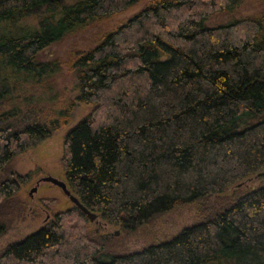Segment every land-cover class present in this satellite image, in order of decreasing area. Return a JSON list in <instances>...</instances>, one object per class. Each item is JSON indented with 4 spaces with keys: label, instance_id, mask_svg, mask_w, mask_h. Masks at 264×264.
Returning a JSON list of instances; mask_svg holds the SVG:
<instances>
[{
    "label": "trees",
    "instance_id": "16d2710c",
    "mask_svg": "<svg viewBox=\"0 0 264 264\" xmlns=\"http://www.w3.org/2000/svg\"><path fill=\"white\" fill-rule=\"evenodd\" d=\"M141 1L0 0V237L37 171L14 159L67 126L76 101L93 108L60 162L97 219L128 233L196 202L203 220L117 252L120 235L73 204L9 242L0 264H264V183L245 187L264 176V6L236 17L243 0H148L70 54L77 94L56 105L61 60L40 53ZM222 12L232 18L208 23Z\"/></svg>",
    "mask_w": 264,
    "mask_h": 264
},
{
    "label": "rangeland",
    "instance_id": "374dc122",
    "mask_svg": "<svg viewBox=\"0 0 264 264\" xmlns=\"http://www.w3.org/2000/svg\"><path fill=\"white\" fill-rule=\"evenodd\" d=\"M147 1L148 0H142L136 6L117 14L108 21L86 28L76 34L69 35L61 41L45 48L40 53L41 58L44 60H50L56 57H59L61 60L62 69L54 77L56 86L62 94V100H60V103L56 104L57 106L63 104L69 99H74L77 94L75 76L66 63L70 54L73 51L76 52L95 45L99 37L105 31L111 29L117 23L141 9ZM263 6V0H243L233 15L236 17L243 16L255 12ZM231 18L232 14L227 12L217 13L210 17L208 23L212 25L219 24L226 22ZM36 93L38 94L39 92L36 91ZM54 106L55 104L53 105L48 102L47 112L51 111V108ZM92 108L93 106L91 104L76 101L72 120L67 126L53 133L40 146L31 148L17 155L14 159V168L18 172L26 173L30 169L35 168H37V171L32 179L27 184L23 185L18 191L19 197L24 202L23 215L20 218H16L8 232L0 237V251L12 240L22 238L37 230L48 220L52 219L54 213L57 211L64 210L73 205L72 201L63 190L50 181L40 182V184L37 185V189L33 191L32 194L30 192L32 187L36 185V181L48 173L61 179H65V172L60 162L63 151L64 136L68 129L81 118L86 116ZM99 114L100 112L96 113L98 118ZM260 183H264V176L262 175L253 177L251 181L249 179L247 183L248 185L245 187H249L250 185L257 186ZM45 197L56 198L57 201L53 204L51 201H49L48 204H44L42 198ZM46 205H50V208ZM201 220H203V218L197 212L196 202H190L170 209L161 215V217H159L154 223L150 225L143 224L137 231L124 233L118 226L106 223L101 219H98L95 225H101L103 232L108 231L115 236L120 235L119 242L121 245L118 246L115 251L127 252L138 249L143 245L170 239L184 227Z\"/></svg>",
    "mask_w": 264,
    "mask_h": 264
},
{
    "label": "water",
    "instance_id": "95a60500",
    "mask_svg": "<svg viewBox=\"0 0 264 264\" xmlns=\"http://www.w3.org/2000/svg\"><path fill=\"white\" fill-rule=\"evenodd\" d=\"M260 174H264V171L260 172ZM41 181H50L51 183L59 186L63 192L69 197V199L72 201L73 204L77 205L91 220H98L97 217V213L92 211L90 208H88L85 204H83V202H81V200L79 199L78 196H76L75 194H73L71 192V190L68 187V184L66 182L65 179H61L57 176H54L50 173L44 175L43 177L39 178L36 181V185L32 187L31 189V194L33 191H35L37 189V185L40 184Z\"/></svg>",
    "mask_w": 264,
    "mask_h": 264
}]
</instances>
